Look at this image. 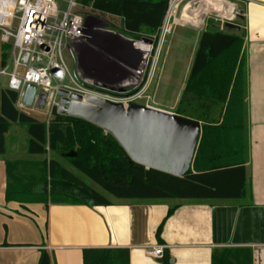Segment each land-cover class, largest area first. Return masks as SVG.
<instances>
[{"label":"crops","instance_id":"obj_1","mask_svg":"<svg viewBox=\"0 0 264 264\" xmlns=\"http://www.w3.org/2000/svg\"><path fill=\"white\" fill-rule=\"evenodd\" d=\"M233 8L237 13L235 23L240 25V30L234 33L243 39L244 148L240 160L245 168L243 194L239 198L120 199L100 189L111 200L110 204L7 200L5 162L39 160L41 156L27 152L28 138L21 142L12 135L10 139V128L19 124L12 122L5 135L7 150L0 155V264H38L44 250L51 264H84L86 249L126 250L129 264H213L215 252L231 249L235 251L234 257L248 255L249 264H264V0H237ZM189 10L186 1L175 5L172 32L177 27L194 32L195 41L192 38L190 43L191 70L203 31L222 29L220 22L209 28V21L205 22L202 14ZM102 14L120 19L123 29L121 17ZM111 34L96 33L95 44L99 41L107 48L122 46L123 51L130 47L127 39ZM180 37L185 40L180 35L172 42L176 43ZM92 47L80 46L78 60L97 67L101 61L91 52ZM125 53L130 59V53ZM97 69L102 72L100 67ZM187 80L188 77L182 94ZM200 101L207 106L201 117H187L202 124L201 139L206 121L222 122L225 106ZM176 106L152 107L177 113ZM156 245L165 247L162 257L146 253L148 247Z\"/></svg>","mask_w":264,"mask_h":264},{"label":"trees","instance_id":"obj_2","mask_svg":"<svg viewBox=\"0 0 264 264\" xmlns=\"http://www.w3.org/2000/svg\"><path fill=\"white\" fill-rule=\"evenodd\" d=\"M92 10L119 16L123 32L155 33L162 26L170 0H77ZM1 44V43H0ZM243 39L231 31L205 30L201 34L177 113L185 116L191 97L225 106L220 124L206 121L194 160L195 172L183 176L147 168L134 162L116 138L91 122L53 111L48 123L17 107L18 93L0 88V155L7 150L10 123L27 127V152L47 151L67 160L78 172L116 198H239L245 186L240 161L244 148ZM9 46L0 45V68ZM75 151L74 157L65 156ZM7 200L108 205L111 200L91 187L55 157L49 160H7ZM231 249L213 254V264H249V256L234 257ZM38 264H51L46 250ZM84 264H129L121 249H86Z\"/></svg>","mask_w":264,"mask_h":264},{"label":"built area","instance_id":"obj_3","mask_svg":"<svg viewBox=\"0 0 264 264\" xmlns=\"http://www.w3.org/2000/svg\"><path fill=\"white\" fill-rule=\"evenodd\" d=\"M58 1L62 2V7ZM183 1L187 2L191 13L202 14L205 22L214 16L213 18L220 22L222 30L225 22L235 23L237 13L233 7L237 0H217L223 4L222 12L206 10V0H170L159 31L158 52L164 36L172 33L174 7ZM230 6L231 10L228 8ZM82 7L77 0H0V43L9 46L8 59L0 68V75L8 77V88L18 93L16 105L21 111L26 112L29 108L22 103L27 84H34L37 88L32 106L43 91L47 96L45 107L42 110L35 108L50 113L58 111L61 106L62 97L58 94L59 90L67 91L68 100H72L73 94L81 95L83 100L85 95L100 97L92 91L93 87L108 90L96 85L95 79L90 74H85L82 69H74L71 73L62 54L63 50H67L74 61L78 60L80 46L92 45L97 32H110L99 25H91L89 20L94 18L86 16L81 11ZM15 19H18V25L13 30ZM127 40L131 47L130 60L148 65L154 51L153 40ZM143 44L151 47L148 54L140 49ZM158 55L157 53V58ZM67 77L71 84L64 82ZM164 250V246L156 245L148 247L146 253L152 257H162Z\"/></svg>","mask_w":264,"mask_h":264},{"label":"rangeland","instance_id":"obj_4","mask_svg":"<svg viewBox=\"0 0 264 264\" xmlns=\"http://www.w3.org/2000/svg\"><path fill=\"white\" fill-rule=\"evenodd\" d=\"M58 3L60 7H62V2L58 1ZM81 11L84 12L86 16H92L94 18L89 20L91 25L94 24V26H96L99 24L100 27L106 28L110 30L111 33L115 34H111L113 37L121 36L125 39L134 41H143V39H148L150 41L153 40L154 51L148 65L142 63L140 64L137 61H131L128 58V54L125 52H131V47L129 46L126 47L127 50H124V52L122 46H110L107 48L103 42L99 41L98 44H95V41H97V35L101 36L100 34H97L93 39L94 44H92V48L94 50L91 52H93L94 55L97 54L96 57L100 59L101 63L98 64L97 67H100L102 72H99V69H97L96 66H91L88 64L86 60H84L85 63L77 59L74 61L71 54H69L67 50H63L62 54L69 71L72 73L74 69H82L85 74H90L95 79L96 85L108 89L104 90L98 87H93L92 91H94L97 96L121 102L123 104L133 103L145 106H160L167 109H172V105L176 104L177 106L174 109L176 111L179 107L180 99L182 97L181 92L184 87V80L185 78L189 77L188 72L190 74L189 70L191 61L189 60V56L192 50L190 43H192V38L195 41L194 32L188 28L177 27L174 32L164 36L160 46V51L158 52V42L160 38L159 31H156L155 33H147V31L144 30L139 35H130L123 32V30L120 28V19L112 18L102 13L95 12L89 6H83ZM213 17L214 16H211L208 19V27L212 29L215 28V25L219 23V21H216ZM17 25L18 19H15L13 21L12 29L15 30ZM180 35L184 36L185 40H181L180 37V39L176 40V43H173L172 39L175 36L178 37ZM186 38H189V40ZM157 53L159 54L158 58L156 57ZM136 71L139 73H135ZM135 78L137 79V83L134 85H128V82ZM64 82L71 84V81L68 77L64 80ZM80 82L83 83V81ZM7 87L8 77L0 75V88L4 89ZM35 107L36 106L34 105L27 108L26 112L44 123H48L49 120L53 118V112L50 113L40 111ZM184 107L186 110V115L200 118L207 106L206 104H202L199 99L191 97L184 103ZM10 129L12 133L10 135V139H12L13 135L14 137H17L19 141L24 142V140L29 137L27 127L25 125L15 124ZM53 157L60 160L62 165L76 173L91 187H94L97 190L101 189L85 175L72 167L67 160L59 158L57 155L52 154L51 151H47L46 154L41 155L37 159L49 160Z\"/></svg>","mask_w":264,"mask_h":264},{"label":"water","instance_id":"obj_5","mask_svg":"<svg viewBox=\"0 0 264 264\" xmlns=\"http://www.w3.org/2000/svg\"><path fill=\"white\" fill-rule=\"evenodd\" d=\"M224 30L237 32L240 25L225 22ZM36 91L34 84L26 85L22 96L25 106L33 105ZM58 94L62 97L58 113L85 119L110 132L134 162L175 176H183L191 170L201 135L199 121L140 104L125 106L92 95H85L83 100L78 94L68 100L65 90H59ZM46 98V93L41 91L36 108L42 110ZM75 155L73 150L65 154L67 157Z\"/></svg>","mask_w":264,"mask_h":264},{"label":"bare ground","instance_id":"obj_6","mask_svg":"<svg viewBox=\"0 0 264 264\" xmlns=\"http://www.w3.org/2000/svg\"><path fill=\"white\" fill-rule=\"evenodd\" d=\"M206 10H210L211 12H222L223 11V4L217 0H206ZM229 10L232 9V7H228ZM221 14V13H220ZM140 49H142L144 52H146L147 54L151 51V47L148 46V45H141L140 46ZM135 73H138L135 72ZM137 83V79H131L130 82H128V85H131V84H136Z\"/></svg>","mask_w":264,"mask_h":264}]
</instances>
